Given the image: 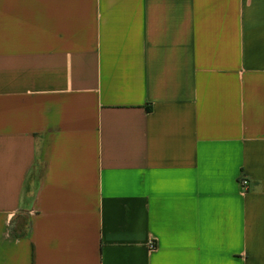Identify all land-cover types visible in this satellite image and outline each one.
Instances as JSON below:
<instances>
[{
    "label": "crops",
    "instance_id": "1",
    "mask_svg": "<svg viewBox=\"0 0 264 264\" xmlns=\"http://www.w3.org/2000/svg\"><path fill=\"white\" fill-rule=\"evenodd\" d=\"M0 264H264V0H0Z\"/></svg>",
    "mask_w": 264,
    "mask_h": 264
},
{
    "label": "built area",
    "instance_id": "2",
    "mask_svg": "<svg viewBox=\"0 0 264 264\" xmlns=\"http://www.w3.org/2000/svg\"><path fill=\"white\" fill-rule=\"evenodd\" d=\"M248 184H249L248 179H247L246 177L243 176V177L240 179V185L242 186V189H243V190H247V189H248ZM149 248H150L151 250H153V249L156 248V245H155L153 242H151V243L149 244Z\"/></svg>",
    "mask_w": 264,
    "mask_h": 264
}]
</instances>
